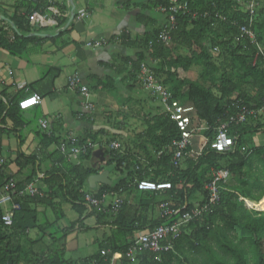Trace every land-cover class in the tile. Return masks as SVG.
Masks as SVG:
<instances>
[{"label":"trees","instance_id":"obj_1","mask_svg":"<svg viewBox=\"0 0 264 264\" xmlns=\"http://www.w3.org/2000/svg\"><path fill=\"white\" fill-rule=\"evenodd\" d=\"M167 1L158 0L154 5H166ZM181 1L188 4L190 13L176 15L171 44L167 47L154 44L149 48L148 42L155 38L160 26L147 31L135 45L139 52L128 71L130 79H136L141 61L146 59V52H150V58L158 61L155 66L150 65L162 84L171 90L173 100L190 108L186 115L197 117L203 123L200 133L206 143L201 152L196 157L191 156L188 146L178 167H174L169 163L175 148L173 142L181 138L175 120L168 113H150L145 122L142 138L155 147H170L164 156L167 175L154 179L165 181L170 187L149 192H162L164 200L161 202L173 209L181 208L180 212L161 218L159 222L147 221L145 209L153 203L150 197L144 198L143 216L127 220L128 203L120 192H125L128 185H102L96 192L98 197L104 192H113L124 199L115 215L108 209L92 211L99 223L104 222L102 219L109 220L106 223L113 229V235L96 254L80 259L67 258L64 240L67 232L57 224L64 217L61 203H69L81 217L85 209L80 190L87 177L97 170L93 165L84 168L63 159L62 167L55 168L44 178V190L41 186L33 196L13 199L11 204L16 207L11 226L3 224L4 208L0 206V264H102V249L119 252L123 257L118 264H264V138L259 141L264 135V59L258 54L252 64L255 45L235 41L238 24L246 18L241 3L236 0ZM154 5L148 6L147 11L152 12ZM38 8L34 6L27 10L22 25L17 22L21 34L13 32L10 39L0 28L1 48L13 54L26 48L31 37L23 35L30 32L29 17L33 9ZM193 12L196 17L192 16ZM252 29L264 51V0H259ZM191 69L197 71L194 79L180 74L189 73ZM242 108L253 113L244 122H232L231 117ZM222 124H226V134L237 139L233 148L218 152L212 144ZM96 136L90 134L87 138L96 140ZM139 147L148 151L144 142ZM118 152H106L108 163L121 164L124 158L130 160L127 165L135 161L134 156H119ZM90 155L88 151L85 157ZM218 168H226L229 177L221 185L219 199L207 205L212 170ZM24 186L18 184L19 188ZM134 188L137 190L136 185ZM244 202L247 207L260 211L248 210ZM205 205L200 216L180 221L183 215L192 214L194 209ZM39 206L44 208L43 212L38 211ZM49 208L54 213L52 220L46 217ZM176 221L181 222L178 234L162 240V245L169 242L168 250L141 251L135 261L126 258L135 230L152 229L163 222ZM32 231L35 234L31 237Z\"/></svg>","mask_w":264,"mask_h":264},{"label":"crops","instance_id":"obj_2","mask_svg":"<svg viewBox=\"0 0 264 264\" xmlns=\"http://www.w3.org/2000/svg\"><path fill=\"white\" fill-rule=\"evenodd\" d=\"M72 1L74 16L68 22L69 0H0V28L10 39L13 32H19L16 24H21L30 8L38 6L34 12L49 16L53 14L51 9L58 12L55 23L29 21L30 32L23 36L31 38L24 50L13 54L0 47V155L5 160L0 181L11 177L18 184L26 185L40 175L44 190V178L55 168H61L63 159L84 168L93 165L97 171L92 174L108 171L107 186L128 185L125 192H120L128 203L127 220L143 216L144 198L151 197L153 203L145 209V220L159 222L162 192H140L132 187L140 179L154 181L155 176L167 175L164 156L170 147H155L142 138L149 114H162L163 106L142 85L138 73L133 80L128 71L139 52L135 45L147 31L159 26L160 29L165 16L157 10L158 4L154 5L158 0ZM150 5H154L152 12L147 11ZM84 11L89 13L88 17L80 18L79 14ZM89 41L103 44L91 47L87 45ZM150 57L147 51L141 63L155 66L157 59ZM74 73L80 74L88 87L87 96L68 87V79ZM180 74L187 77V73ZM32 94L38 96L39 102L20 110L18 101ZM146 98L154 104L146 103ZM87 102L94 105L91 110L83 106ZM41 119L48 121L47 129L40 127ZM90 134L97 135L95 141L100 147L93 148L88 158L78 156L67 160L57 148L67 136L86 140ZM114 140L121 144L119 156L135 157L132 165H127L130 160L125 158L121 164L108 163L107 145ZM143 142L148 154L139 147ZM102 185L89 186L86 179L82 190L96 193ZM111 201L112 197L107 196L103 210L108 209ZM60 208L64 217L57 224L67 232L65 249L73 253L80 247L82 251H91L74 259L94 255L108 244L113 235V229L106 223L109 220L102 219L104 222L99 223L91 212L78 217L69 203H61ZM37 209L43 212L44 208ZM46 217L54 219L50 208ZM164 223L167 222L161 224ZM88 230H91L89 236L85 233Z\"/></svg>","mask_w":264,"mask_h":264},{"label":"built area","instance_id":"obj_3","mask_svg":"<svg viewBox=\"0 0 264 264\" xmlns=\"http://www.w3.org/2000/svg\"><path fill=\"white\" fill-rule=\"evenodd\" d=\"M40 1V0H35ZM238 4H242L243 11L246 14V18L243 23L238 24L237 35L235 36L236 42L247 41L250 44L255 45L256 55L252 61V64H255L256 57L258 54L263 56L264 51L261 44L256 40L255 33L252 29L254 19L256 16V10L259 5V0H236ZM52 10V16H49L45 13L32 12L29 21L32 23L43 24L45 22L55 23V17L58 15L57 10ZM157 10L164 14L165 22L158 30L157 35L154 39L149 40L148 47L151 48L154 44H160L164 47H167L171 44V34L176 27V15L179 13H190L188 4L185 1L181 0H168L166 5L160 4L157 6ZM88 12H81L79 14L80 18L88 17ZM196 12L192 13L193 17H196ZM103 42L101 41H89L88 46L97 47L101 46ZM264 67V64H262ZM138 78L141 81L142 85L156 98L163 106V114L168 113L170 118L175 120L177 126L181 131V138L173 142L174 152L171 157V163L174 167H178L179 161L182 159L185 154V148L190 147L189 154L196 157L202 150L203 145H201L200 151H194L191 145V138L195 131L203 129V123L197 117H190L186 115V112L190 108L183 107L178 101L173 100L172 92L162 82L158 79L155 74V70L152 69L148 64L141 63L138 70ZM68 87L75 90L78 94L82 96H87L89 90L88 87L82 82L81 76L78 73H74L68 79ZM39 102L37 95L32 94L20 99L17 103V107L20 110H26L35 106ZM264 105V101H263ZM87 109L91 110L93 104L83 103ZM253 111L242 108L236 114L235 117H231V121L234 123L244 122L248 115L252 114ZM40 127L47 129L48 121L46 119L39 120ZM226 124H222L218 129L215 141L212 146L218 152L229 150L233 148L237 137H229L226 134L225 128ZM100 144L93 139L80 140L77 137L67 136L64 141H62L57 148L60 153L67 159L70 160L72 157L85 156L88 151H91L93 148L100 147ZM107 149L111 151H119L121 149V144L118 141H111L107 145ZM5 160L0 155V174L3 170ZM229 177V171L226 168H218L212 170V180L208 184V189L210 191V197L208 204L214 203L219 199V191L221 185L226 182ZM41 176H35V180L26 184L23 188L18 187V183L11 177L4 178L0 184V206L4 208V213L2 215V222L5 226H11L13 222V210L16 205L11 204L13 199L17 196H33L39 189ZM170 187V184L167 182H155L149 179H140L136 182V188L139 191H159L167 189ZM83 193V205L85 208L84 214L92 213L93 209H104L103 203L107 196L112 197V201L108 205V211L115 215L121 205L124 202V199L121 195L113 192H104L100 197L93 192H85L80 190ZM159 209L161 211V217H170L171 215L178 214L181 208H170L166 203H160ZM206 209V205L201 208H196L192 211V214L183 215V220L187 221L193 217L200 216L202 212ZM169 219V218H168ZM180 221L174 223H164L160 224L152 229H137L133 233V237L130 240V244L127 248L126 258L135 261L138 254L141 251H151L158 252L160 250H168L170 245L169 242L166 245H162V240L167 239L169 235L175 237L178 234V227L181 224ZM100 255L103 257L102 264H118L119 260L123 257L119 252H110L108 249L100 250ZM96 263V262H95Z\"/></svg>","mask_w":264,"mask_h":264},{"label":"rangeland","instance_id":"obj_4","mask_svg":"<svg viewBox=\"0 0 264 264\" xmlns=\"http://www.w3.org/2000/svg\"><path fill=\"white\" fill-rule=\"evenodd\" d=\"M187 76L190 77V78H192V79H194L195 77H197V71L195 69H191V71L189 73H187ZM146 103L152 105V104H154V101L151 100V99H149V98H146ZM263 138H264V135H263ZM190 140H191V145H192V147H193V149H194L195 152L196 151H200L201 145L204 146L205 143H206V139L203 137L202 132L200 133V130L195 131L194 134L192 135V138ZM244 206L248 210H253V211L255 210L257 212L260 211V210H256V209L247 207L246 204H245V202H244ZM85 233H87L88 236H89V234H91V230H88ZM34 234H35L34 231H32V232H30L29 236L32 237V236H34ZM78 249H79V251L74 252V253L66 250L65 256L67 258L73 259V258H79L80 256L84 255L85 253H89V254L91 253L90 250L82 251V248L81 247L78 248Z\"/></svg>","mask_w":264,"mask_h":264},{"label":"water","instance_id":"obj_5","mask_svg":"<svg viewBox=\"0 0 264 264\" xmlns=\"http://www.w3.org/2000/svg\"><path fill=\"white\" fill-rule=\"evenodd\" d=\"M69 3L71 5V9H70V16H69V20L68 22H70L74 16V4H73V1L72 0H69ZM87 181H88V184L89 186H93L96 184V183H101V184H104V185H108L109 184V179H108V171L107 170H104L100 173H97V174H92V175H89L87 177Z\"/></svg>","mask_w":264,"mask_h":264},{"label":"bare ground","instance_id":"obj_6","mask_svg":"<svg viewBox=\"0 0 264 264\" xmlns=\"http://www.w3.org/2000/svg\"><path fill=\"white\" fill-rule=\"evenodd\" d=\"M149 192V191H148Z\"/></svg>","mask_w":264,"mask_h":264}]
</instances>
